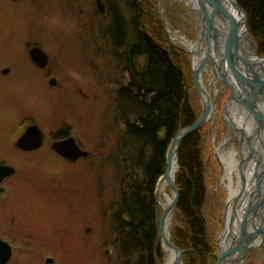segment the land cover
<instances>
[{"label":"rangeland","instance_id":"rangeland-1","mask_svg":"<svg viewBox=\"0 0 264 264\" xmlns=\"http://www.w3.org/2000/svg\"><path fill=\"white\" fill-rule=\"evenodd\" d=\"M13 1L0 0V163L11 166L13 174L16 173L2 185L8 186V191L7 196L4 194L0 199V238L9 236L6 228L9 226L5 225L6 217L1 212L9 202L10 210L12 206L16 210L11 217L20 214L24 222V233L18 237L25 243L14 245L15 257L9 264H45L46 257H52L51 264H112L116 259L114 249L118 239L105 209L117 198L119 185L114 169L105 162L125 130L117 120L115 100L121 86L129 84L130 75L127 66L122 64L124 53L120 54L121 61L116 58L101 28L108 17L109 2ZM153 2L168 42L187 58L185 72L191 83L189 96L198 122L205 109L194 84L193 58L191 51L178 41L181 37L194 41L196 22L184 0ZM33 44H38L48 54L46 70L30 63L28 50ZM251 45L252 50L264 59L253 38ZM205 67L210 69L211 62L207 61ZM5 69L10 72L4 75L1 70ZM261 69L264 73V67ZM201 74L203 83L214 96L215 90L222 87V80L215 88L211 84L214 72L209 74L204 68ZM229 92L228 88L222 90L216 98L215 119L198 129L204 132L208 185L205 214L209 233L217 244L225 225L228 192L221 184L223 167L215 149L223 145L227 136L222 117ZM31 124H36L42 131V149L27 154L16 144ZM62 130L75 136L83 146L86 154L79 157L84 160L75 159V163H71L54 153L51 148L54 138ZM236 147L239 148L238 142ZM163 176L155 192L159 207L160 264H165V254L160 231L163 209L158 202L157 190ZM40 182L46 186L39 189L33 185ZM48 188H54L52 193L47 191ZM176 217L171 227V240ZM55 221L64 223L67 226L64 231L70 235L65 240L55 237L57 241L51 246L54 252L48 249L49 246L46 249L31 244L33 236L36 238L31 231L33 226L48 224L39 230L44 231L41 234L50 235L47 230L52 226L49 223ZM77 223L86 232V235L82 233L84 238L75 234ZM178 248L182 251V264H185V253ZM242 264H264V245L246 256Z\"/></svg>","mask_w":264,"mask_h":264},{"label":"trees","instance_id":"trees-1","mask_svg":"<svg viewBox=\"0 0 264 264\" xmlns=\"http://www.w3.org/2000/svg\"><path fill=\"white\" fill-rule=\"evenodd\" d=\"M108 2V17L101 28L116 58L124 53L122 64L130 75L115 100L117 120L125 130L105 162L114 169L119 185L117 198L105 209L118 239L112 264H160L157 183L165 174L173 139L197 122L185 72L187 58L168 42L155 1ZM238 2L248 16L258 52L264 55V0ZM178 156L180 199L172 241L184 251L185 264H215L218 248L205 214L204 132L186 136Z\"/></svg>","mask_w":264,"mask_h":264},{"label":"bare ground","instance_id":"bare-ground-1","mask_svg":"<svg viewBox=\"0 0 264 264\" xmlns=\"http://www.w3.org/2000/svg\"><path fill=\"white\" fill-rule=\"evenodd\" d=\"M184 1L188 4L187 7L196 22L197 36L194 41L186 37H181L178 41L191 51L194 71L198 75L199 69L202 72L205 68L209 74L213 71L215 76L210 81L215 88L220 80H227L235 87L234 99H231V92H229L223 108L224 117L222 119L227 128V136L223 145L215 149L223 167L221 184L228 192L224 216L225 225L218 237L216 258L217 262L219 258L224 264H242L240 263L241 255L244 254L246 257L264 245V126L262 124L264 122V101L261 102L260 98L264 91L257 92L251 87L245 91L241 86L239 87L228 62H222L226 59V55H224L225 49L221 34L215 36V32L208 26V23L203 24L199 16L203 14L202 11H206L209 15L215 13V2H219L222 9L230 12L235 21H238L241 17L234 10L231 0ZM215 14L218 19L226 17L224 13ZM219 22L221 28L224 29L227 24L223 21ZM207 55L214 63V65L211 64L210 69L204 65L201 66ZM261 66L264 67V61ZM199 82V95L207 120L213 121L218 111L216 98L224 88L229 89V87L223 84L221 88L215 90L212 96L211 91L203 83V74L199 75ZM209 88L211 89V85ZM250 99L256 103L251 104ZM236 142L239 144L238 149ZM178 172L179 156L176 143L169 156L168 175L162 177L157 190L158 202L163 209L162 247L165 264H182L179 254L170 244L172 242L171 227L177 211L175 208L177 193L172 185H176Z\"/></svg>","mask_w":264,"mask_h":264},{"label":"water","instance_id":"water-1","mask_svg":"<svg viewBox=\"0 0 264 264\" xmlns=\"http://www.w3.org/2000/svg\"><path fill=\"white\" fill-rule=\"evenodd\" d=\"M233 4V8L240 14L241 19L235 21L233 15L219 5V2H215V13H224L226 15L225 19L219 18L216 16L215 13L209 15L206 11H202L203 14L199 15L203 24L205 22L208 23V26L215 32V36H219L221 34L225 49L226 59H223L222 62H228V65L232 69V72L235 76L236 83L241 86L245 91L251 87L253 90L259 92L264 91V73L261 69V65H263L264 59L260 58L253 50H252V38L250 35L249 30V20L246 12L243 10L241 5L239 4L238 0H231ZM100 5V4H99ZM101 9V8H100ZM103 11V9H101ZM219 21H223L226 27L222 29L221 23ZM220 23V24H219ZM224 27V26H223ZM214 36V37H215ZM225 41V42H224ZM40 54L41 58L36 60L41 66H45L46 64V55L42 53V51L38 48H34L31 51V54ZM35 60V59H34ZM262 60V62H259ZM45 61V63H43ZM207 61H210L211 64L214 63L210 60L209 56L205 58L201 66H205ZM201 74V70L199 69V75ZM199 75L194 72V84L198 90L200 91V82H199ZM223 84L226 87H229L231 92V99H234L233 95L235 94V87L230 84L229 81H223ZM253 93V92H252ZM254 94V93H253ZM201 97V96H200ZM255 97V96H254ZM261 102L264 101V93L260 95ZM263 100V101H262ZM249 102L256 103V101L252 102V99ZM264 119V118H263ZM206 112L204 110V114L202 118L198 122H196L193 126H190L184 130H182L172 141L170 151L167 157V168L165 176L168 175L169 171V156L173 150L174 145L177 143V150L179 151L180 142L192 132L198 130L202 125L207 122ZM264 126V122H262ZM43 141V134L42 131L35 125L29 127L24 136L19 140L18 145L20 148L24 150H36L40 148ZM65 144V146H64ZM63 149L67 150V154L65 156L72 157L75 154L78 155V149L75 145L73 139H68L63 144H61ZM86 154V153H85ZM84 155V154H83ZM14 170L10 166L0 165V184L1 182L10 177L13 174ZM172 188L176 191L177 197L175 202V208H177L180 193L175 184L172 185ZM162 217L160 219V231H161V239L163 238L162 233ZM172 247L177 251L179 254V259H182V251L173 243L170 242ZM12 257V248L11 246L0 240V264H8ZM240 263H243L245 260V255L240 256ZM51 260H49L50 262ZM216 264H224L218 258V262Z\"/></svg>","mask_w":264,"mask_h":264},{"label":"flooded vegetation","instance_id":"flooded-vegetation-1","mask_svg":"<svg viewBox=\"0 0 264 264\" xmlns=\"http://www.w3.org/2000/svg\"><path fill=\"white\" fill-rule=\"evenodd\" d=\"M11 1V0H10ZM18 0H15L13 2H16ZM19 2V1H18ZM100 4V3H99ZM98 6L102 9L103 6L100 4ZM104 10V9H103ZM29 50H28V58L30 61V63L33 65H35L37 68H43V70H46L48 67H49V57H48V54L42 49L40 48V46H38V44H33L32 46L30 45L29 46ZM34 48H38L42 51V53H44L46 55V64L45 66H41L36 60H38L39 58H41V55L40 54H31V51L34 49ZM35 59V60H34ZM45 63V61L43 62ZM33 65V66H34ZM34 66V67H35ZM2 73L5 75V74H8L10 72V70L8 69H5V70H1ZM33 125H36V124H31L30 126H33ZM28 126V127H30ZM27 127V128H28ZM26 128V129H27ZM25 129V130H26ZM68 133L66 131H63L62 132H58L56 135V137L54 138V142L52 144V150L54 151L55 154H57L60 159L64 160V161H68V162H71V163H75L73 162L75 159L77 160H80L81 158L79 157V155H83L86 153V151L84 150L83 146H81V144L77 141V139L75 138V136H70L69 134L67 135ZM65 139H73L74 142H75V145L78 149V155L75 154L74 156L72 157H67L65 156V153L67 152V150L61 146V144H63L65 142ZM67 141V140H66ZM65 146V144H64ZM16 147L19 149V150H22V152H25L27 154H32V153H36L38 151H40L42 149V147L36 149V150H24L22 148L19 147L18 145V142L16 144ZM67 154V153H66ZM77 160V161H78ZM81 160H84V158H82ZM78 163V162H76ZM0 165H5L3 163H0ZM7 166V165H6ZM11 167V166H10ZM16 173L13 174V176H15ZM63 176V175H62ZM9 178V177H8ZM7 179V178H6ZM4 179L1 184H0V199L2 200L4 198V194L5 196H7V189H8V186L6 187H3V183L4 181L6 180ZM47 183V182H45ZM10 185H12V182H10ZM34 186L38 187L39 189L42 187V186H46L43 182H40L38 183V185H35L33 184ZM7 188V189H6ZM54 190V188H48L47 191H49V193H52V191ZM43 192H45V190H43ZM9 197V196H8ZM9 200V199H8ZM11 201V198L10 200ZM11 208V205L9 204L8 202V205H5L2 207V214L6 217L5 219V225L9 226V227H6L7 228V236L10 237H1L0 240L8 243L11 248H12V257H11V260L9 261V263L12 261V258L15 257V252H16V249L14 247L15 244H24L25 242H21L19 241V237L18 235H21L24 233V222L22 221L21 219V215H16L14 218H12L11 216L14 215L15 213V209L14 207L12 206V209L10 210ZM10 211V212H9ZM18 213H20L18 211ZM8 220L10 222V225L7 223ZM23 222V223H22ZM50 225L49 226H52L50 229H48L47 231H50V235H45V234H41V232H44L42 230H39L41 228H44L46 226H48V224H43L41 225V227H38V226H33L31 231H33V234L36 235V238L33 236L32 240H30L31 244H38L39 246L41 245L43 248H46L48 247L49 250L53 251V249L51 248V246L53 245V242L55 243L57 240H55L56 238L60 239V240H65L66 239V236L67 235H70L68 233H66L64 230L67 228V226L60 222V221H55V222H52V223H49ZM27 226V225H26ZM40 226V225H39ZM83 227L81 225H79L78 223L76 224L75 226V234L79 237L81 236L82 237V233L86 235V232L82 229ZM27 230L29 229H26V232H28ZM30 231V232H31ZM56 237V238H55ZM6 238V239H5ZM80 238V237H79ZM84 238V237H82ZM81 239V238H80ZM82 242V241H81ZM54 252V251H53ZM52 257H46L45 258V264H51L53 263V260L51 259ZM49 260H51L49 262ZM43 261V260H42ZM8 263V264H9ZM42 264V262H41Z\"/></svg>","mask_w":264,"mask_h":264}]
</instances>
